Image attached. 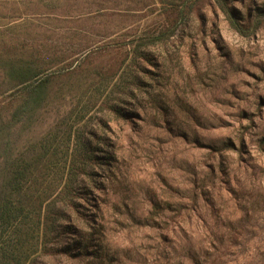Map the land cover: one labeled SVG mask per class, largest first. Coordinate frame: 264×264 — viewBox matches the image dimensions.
Returning <instances> with one entry per match:
<instances>
[{
  "label": "rangeland",
  "instance_id": "rangeland-1",
  "mask_svg": "<svg viewBox=\"0 0 264 264\" xmlns=\"http://www.w3.org/2000/svg\"><path fill=\"white\" fill-rule=\"evenodd\" d=\"M41 1L0 0V122L21 99L3 61L32 56L54 76L20 150L38 155L46 145L62 162L84 125L85 139L107 148L111 164L94 166V200L85 202L102 225L103 257L42 254L32 264H264V28L243 38L203 3L182 39L167 51L151 48L160 66L141 61V84L127 95L114 83L139 73L127 58L124 75L110 78L116 51L79 53L71 67L70 58L41 61L39 49L79 42L82 20L100 24L96 45L137 36L158 20L153 1L135 0L133 11L131 0H119L96 16L81 15L93 8L88 0Z\"/></svg>",
  "mask_w": 264,
  "mask_h": 264
},
{
  "label": "trees",
  "instance_id": "trees-1",
  "mask_svg": "<svg viewBox=\"0 0 264 264\" xmlns=\"http://www.w3.org/2000/svg\"><path fill=\"white\" fill-rule=\"evenodd\" d=\"M65 1L67 0H42L41 3L43 7L50 4L58 7ZM108 1H113L112 7L105 6ZM152 1L157 6L158 20L139 35L130 34L128 38L118 40L111 46L105 45L110 47L106 49L104 45H96L92 41L93 35L101 34L100 24L92 22L87 26L82 20L76 28L83 35L74 32L82 35L79 42L66 48L44 45L43 49H39L41 61L55 62L58 65L70 58L72 67L81 59L76 58L79 53L87 57L106 50L116 51L121 56L116 58L109 76L113 79L124 75L126 70L121 69L128 58L131 64H135L139 74L132 77V82L121 79L124 84L114 83V86L125 85L121 86L122 89L118 88V91L134 95L133 88L141 84L139 75L144 71L141 61L152 63L151 61L156 60L153 65L160 66L158 60L152 57L151 48L163 45V49L167 51L166 46L173 44L177 36L182 39L184 27H188L203 3L212 4L222 13L229 26L243 38H256L260 29L264 28V5L254 4L253 1L241 0L245 12L236 8L231 0ZM85 3H89L94 9L90 8L81 15H95L98 11L122 5L119 0H88ZM130 3L128 7L132 8L127 9L134 11L135 0ZM106 33H111V30H106ZM100 48L103 50L97 51ZM36 60L37 58L29 56L28 60L10 58L3 61L4 68L14 81L13 88L21 94V99L14 105L9 117L0 122V264H32L42 254H65L79 260L94 257L99 260L103 257L100 241L104 234L99 227L102 225L98 214L91 213V208H87L86 203L94 200L93 190L89 188L90 183L97 182L98 172L94 166L110 165L108 161L111 155L107 148H98L90 139H85L87 132L84 125L80 129L83 135L78 139L75 134L74 147L62 162L55 161V152L46 145L41 146L38 155L20 150L32 118L47 101L54 76V72L45 71L46 64H38ZM77 65L75 64V68ZM97 73L101 79L108 78L104 77L101 70ZM101 82L102 80L99 83ZM127 86L132 88L127 90ZM149 91L146 90V93H150ZM118 102L122 103L123 100L119 98ZM115 110L119 115L129 114V111L119 107ZM34 151L36 152L35 149ZM99 152L102 154H98ZM55 168H58L57 175L52 173Z\"/></svg>",
  "mask_w": 264,
  "mask_h": 264
}]
</instances>
